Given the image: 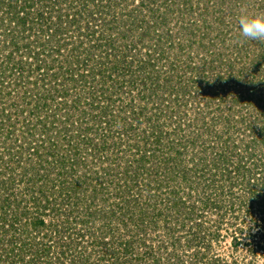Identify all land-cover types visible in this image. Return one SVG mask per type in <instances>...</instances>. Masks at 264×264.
Returning a JSON list of instances; mask_svg holds the SVG:
<instances>
[{
  "label": "rangeland",
  "instance_id": "obj_1",
  "mask_svg": "<svg viewBox=\"0 0 264 264\" xmlns=\"http://www.w3.org/2000/svg\"><path fill=\"white\" fill-rule=\"evenodd\" d=\"M242 9L264 0L0 1V264H115L121 242L137 264H264V43Z\"/></svg>",
  "mask_w": 264,
  "mask_h": 264
},
{
  "label": "trees",
  "instance_id": "obj_2",
  "mask_svg": "<svg viewBox=\"0 0 264 264\" xmlns=\"http://www.w3.org/2000/svg\"><path fill=\"white\" fill-rule=\"evenodd\" d=\"M1 1V3H3V1L4 0H0ZM144 1V0H143ZM14 7V6H13ZM22 10L23 9H25V7L24 6H21L20 7ZM24 11V10H23ZM11 14V13H10ZM22 14H24V13H22ZM38 16H39V19H44V17L42 16V14L40 13V14H38ZM92 16V15H91ZM91 16H89V18L91 19L92 17ZM13 19H16V21H18V23L17 24H19V25H24V23H26V20L24 19V18H22V17H20L17 13H15V14H13ZM91 20H93L94 21V18H92ZM88 23H90V22H88ZM88 26L89 25H87V28H88ZM15 44V43H14ZM22 70V69H21ZM101 71H99L98 72V74L100 73ZM238 72H239V74L238 75H240L241 73H243L241 70H238ZM23 73H22V71H19V75H20V77H21V75H22ZM54 75V74H53ZM77 75H79V77H83V74H77ZM93 76H95L94 74H92ZM55 76V75H54ZM253 77V76H252ZM264 81V80H263ZM93 87V86H92ZM263 92H264V85H263ZM172 99V98H171ZM248 99H249V97H248ZM232 101H234L235 103H236V100H232ZM261 101V100H260ZM176 103H178L177 102V100H176ZM211 104V99L209 100V101H207V103H206V105L208 106V105H210ZM93 105V104H92ZM94 106H97V105H94ZM257 107H259L260 108V106H263L264 107V102H263V104H261L260 106L259 105H256ZM260 114H264V112H261ZM60 122V121H59ZM74 123V122H73ZM72 122H71V124H73ZM62 126V124H53L52 126H51V128H53V132H54V139L53 140H58V141H60L62 138H61V135L62 136H64V137H66L67 135H65V134H67V132L69 133L70 132V129H68L67 128V126H63L62 128H61V126ZM50 128V129H51ZM69 128H70V126H69ZM87 130H89V128H86ZM263 130H264V127H263V129L261 130V135L263 134ZM71 131H73L72 129H71ZM75 131V130H74ZM29 132V131H28ZM62 132V133H61ZM29 135H32V134H29ZM72 135H74V133H71V134H69V137H71V139H73L74 138V136H72ZM214 135L216 136V138L217 139H222V136L220 135V132H214ZM84 138H85V140H86V142H87V144L88 143H90V140L92 139V137H90V136H87V135H84ZM261 139H264V137L262 136V138ZM227 140H228V138H226L224 141H223V143H225V146H226V144L228 143L227 142ZM28 141L29 142H31L29 139H28ZM227 146H228V144H227ZM45 150H43L44 151V153H46V150H47V154L49 155V156H53L54 155V151H55V144H54V142L52 141L51 143H50V147H48L47 145L45 146ZM54 150H52V149ZM49 149V150H48ZM35 152H37V150H35ZM36 154V153H35ZM252 155V151L251 152H249V155H248V158H250V156ZM73 157H75L74 159H75V163L77 162V161H79V157H78V149L76 148V146H75V150H73ZM228 156L226 155V154H223V156H221V159L222 160H224V158H227ZM243 157V156H242ZM247 161V160H246ZM246 161H243V160H239L238 161V163L237 164H235V165H232V171H235V173L236 174H238V175H241L242 176V178H243V182L245 181L244 179H245V177H246V180H248V181H250L251 180V178L249 177V174L247 173V171H249V170H246V166H244L245 165V162ZM242 168H245V170L244 169H242ZM231 171V172H232ZM61 173V172H60ZM66 173V172H65ZM69 174H71L70 172H69ZM65 176V175H64ZM69 176V175H68ZM67 176V177H68ZM69 178H71L70 176H69ZM250 179V180H249ZM65 181V180H64ZM249 183V182H248ZM64 187L62 188V186H61V189H60V191H59V196H62V195H65V197H66V200H68V201H70L72 198H74L75 197V195H76V187H75V185H72V186H65V185H63ZM39 190H42L41 189V187L39 188ZM45 197V196H44ZM46 201V200H45ZM75 202H77V200H75ZM75 202H74V204H75ZM263 202H264V198H263ZM71 204H73L72 202H71ZM54 206H53V209H52V211H56V209L57 208H55V204H53ZM43 207V209L45 210L46 209V204H44L43 206H40V208H42ZM39 209V208H38ZM74 210V209H73ZM71 208H70V213H72V211H73ZM43 212V211H42ZM90 215H92V213L90 214ZM31 224L33 225V229H35V230H38V232H39V229L41 228V227H50L51 226V228H52V225L51 224H49L48 223V220L47 219H45V218H40V216H39V213L38 214H36L35 213V215L34 216H32L31 217ZM66 222H68L67 221V217H66V220H65ZM65 221H62L61 223L63 224V222H65ZM81 223L84 221L83 219L82 220H79ZM71 228V227H70ZM69 227H67L66 229H70ZM35 232V231H34ZM55 232V234L57 233V231H54ZM60 236V234H58V237ZM78 237V238H77ZM86 237V235H85V233L84 232H82V231H80V230H78V232H76V240L77 239H79V240H83V238H85ZM60 239H62V240H64V239H67V240H71V238H70V233H68V234H66L65 235V232H64V234H62L61 236H60ZM94 240V239H93ZM97 240V239H96ZM95 240V242L93 241V243H96V244H103V241H96ZM100 240H104V238L102 237V238H100ZM121 245H123L124 247H125V250H123V254H122V256H123V259H119V258H117V262L115 263V264H137L138 262H136V263H131L132 262V256H131V254H128V252H127V250H128V245H130V244H127L126 245V243H123V242H121ZM127 246V247H126ZM64 247V246H63ZM49 250V248L47 247V249L45 250V249H42V251H37V254H35V256H33V257H30V258H28L27 260H23V258L21 259V261H24V263L25 264H34V263H36V264H38V263H40V261H42L43 262V264H49V262H48V259L46 258V254L49 252L48 251ZM62 251V250H61ZM61 253H66V251H62ZM147 253H149L152 257H153V251L152 250H150V251H148ZM107 255V252L105 251V256ZM44 256H45V260H44ZM118 257V256H117ZM215 263L214 264H217L216 262V260L214 261ZM13 264H16V261H14L13 262ZM114 264V263H113ZM149 264H157V262L155 261V260H153V258H152V261L151 262H149ZM224 264H229L228 262H225ZM234 264H237V262L235 261L234 262Z\"/></svg>",
  "mask_w": 264,
  "mask_h": 264
},
{
  "label": "clouds",
  "instance_id": "obj_3",
  "mask_svg": "<svg viewBox=\"0 0 264 264\" xmlns=\"http://www.w3.org/2000/svg\"><path fill=\"white\" fill-rule=\"evenodd\" d=\"M237 24L241 37L264 43V14L250 15L242 9L237 16Z\"/></svg>",
  "mask_w": 264,
  "mask_h": 264
}]
</instances>
